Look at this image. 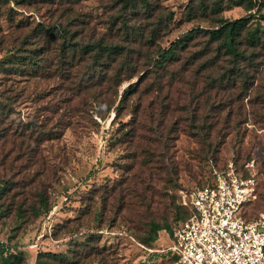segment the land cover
<instances>
[{"label":"rangeland","instance_id":"obj_1","mask_svg":"<svg viewBox=\"0 0 264 264\" xmlns=\"http://www.w3.org/2000/svg\"><path fill=\"white\" fill-rule=\"evenodd\" d=\"M150 1L167 20L159 26L166 47L196 27L250 13L229 0H222L217 19L200 9L213 0ZM258 1L264 13V0ZM135 3L133 12L125 0H0V62L43 47L38 68L0 70V98L6 99L0 105V243L21 256L17 264H35L40 253L59 256L53 264H171L164 252L169 236L188 215L180 191L212 183L229 163L239 177L257 182L245 220L264 212V110L251 106L254 92L218 99L211 92L218 84L209 88L215 75L204 72L196 80L187 66L171 87L157 89L155 76L145 79L116 115L123 91L140 76L87 88L97 85L99 70L88 78L86 62L74 65L73 55L60 52L62 38L48 45L44 30L55 24L69 33L78 29L81 42L104 36L121 43L115 29L122 20L129 26L143 17L147 32L158 27V16L145 17ZM204 40H192L198 46L181 57ZM225 101L232 103L217 116ZM155 224L165 230L155 235ZM147 236L157 239L147 244Z\"/></svg>","mask_w":264,"mask_h":264},{"label":"trees","instance_id":"obj_2","mask_svg":"<svg viewBox=\"0 0 264 264\" xmlns=\"http://www.w3.org/2000/svg\"><path fill=\"white\" fill-rule=\"evenodd\" d=\"M139 1L145 17L155 14L158 16V27H153L149 32H147V26L143 25L144 18L141 17L129 26L125 20L120 21L121 25L115 29V33L120 35L121 43H116L114 40L107 41L103 38L104 36L95 42L85 40L81 42L75 38L80 32L78 29L69 33L62 26L55 24L44 30L46 36L49 37L48 45H52V40H55L56 37L62 38L63 42L59 45L60 52L64 54L67 50L71 56L73 55L74 65L86 62L88 66L86 65L84 68L88 78H95L92 71L99 70V76H102L96 81L97 85L92 83L87 88L99 87L105 82L110 88L120 86L122 82L140 76L139 84L132 83L123 91L116 106V115L145 79L149 78L150 80L155 76L157 89L171 87L172 84L179 82L184 77L187 66L194 67L193 78L196 80L204 72L215 75V78L209 82V88L215 89L214 86L218 84L217 89L211 91L218 99H223V95L231 97L237 91L244 92V95L250 91L251 94L254 92V98L250 101L251 106L264 110L262 109L264 108V13H258L257 8L261 6L258 0H229L234 6L242 7L245 11L250 12L248 16L233 21L217 19V15L223 11L222 0H213L208 5L203 3L200 9L204 14L210 12L212 16H215L217 25L211 26L210 29L196 27L167 47L163 45V35H159V26H167L165 25L167 20L164 18L161 7L150 0ZM135 2L136 0H125L124 8L134 12L137 6ZM193 11L191 4L186 9V16L189 19L193 15ZM170 19H173L172 13H170ZM251 21H255L253 26H250ZM198 38L206 39L205 43H202L203 47L189 53L183 59L182 52L189 47L198 46V43L190 44L194 40L196 42ZM212 44L216 45L214 49H211ZM41 50L43 47L35 48L32 54L24 56L18 55L20 54L18 51L17 56L10 57L7 62H0V70H4L7 65L10 68L15 66L17 69L13 70L19 73H23L26 66L33 69L38 68L40 66L38 53ZM211 50L215 55L209 58L207 55ZM202 58L204 60L200 61ZM89 70H91L90 74H88ZM111 70H113L112 73L108 75V71ZM257 74L260 76L254 85ZM208 78L211 77L208 76ZM88 80L90 82L92 79ZM147 87H150V84ZM5 102L6 99L0 98V105H4ZM231 103L225 101V105L218 109L216 115L219 116L220 113H223ZM2 113L3 109H0V116ZM153 230L156 235L158 231L165 230V228L155 224ZM156 239V236H147L143 240L150 244ZM151 253L163 255V253ZM58 258L59 256L54 254L40 253L35 264H53ZM21 260V256L17 255L13 247L0 243V264H17ZM166 261H171V258L167 257Z\"/></svg>","mask_w":264,"mask_h":264},{"label":"built area","instance_id":"obj_3","mask_svg":"<svg viewBox=\"0 0 264 264\" xmlns=\"http://www.w3.org/2000/svg\"><path fill=\"white\" fill-rule=\"evenodd\" d=\"M256 192L255 179L239 177L232 163L212 183L180 191L188 215L172 228L164 251L171 264H264V212L252 222L243 216Z\"/></svg>","mask_w":264,"mask_h":264}]
</instances>
